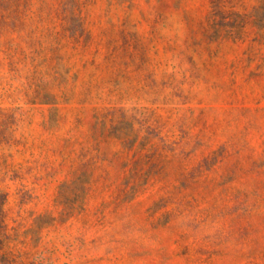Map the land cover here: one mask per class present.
Masks as SVG:
<instances>
[{
  "label": "rangeland",
  "instance_id": "rangeland-1",
  "mask_svg": "<svg viewBox=\"0 0 264 264\" xmlns=\"http://www.w3.org/2000/svg\"><path fill=\"white\" fill-rule=\"evenodd\" d=\"M0 264H264V0H0Z\"/></svg>",
  "mask_w": 264,
  "mask_h": 264
}]
</instances>
